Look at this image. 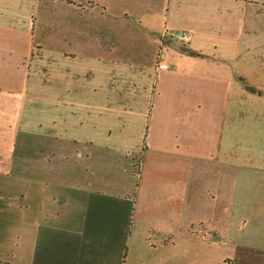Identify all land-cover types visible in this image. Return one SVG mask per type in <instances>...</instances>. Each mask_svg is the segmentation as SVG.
<instances>
[{
    "label": "crops",
    "instance_id": "obj_1",
    "mask_svg": "<svg viewBox=\"0 0 264 264\" xmlns=\"http://www.w3.org/2000/svg\"><path fill=\"white\" fill-rule=\"evenodd\" d=\"M165 168L186 183L156 182L169 244L216 237L228 264H264L240 206L242 175L264 177V0H0V211L38 197L29 254L0 264H119L109 200Z\"/></svg>",
    "mask_w": 264,
    "mask_h": 264
},
{
    "label": "rangeland",
    "instance_id": "obj_2",
    "mask_svg": "<svg viewBox=\"0 0 264 264\" xmlns=\"http://www.w3.org/2000/svg\"><path fill=\"white\" fill-rule=\"evenodd\" d=\"M31 153L32 155L40 154V151L26 149L24 146L19 148L18 156L23 158ZM140 161L138 159L133 170L134 176L137 178L139 177L137 173L140 171ZM128 172L131 173L130 170ZM180 174L165 168L158 178L152 177L153 179L150 180L152 189L145 188L146 186L139 180L133 184L132 189L129 188L128 202H116L115 198L109 200L110 204L114 206V211L111 222L108 218L105 222V234L109 235L111 232L113 238L118 240L119 247H124L123 261L119 264H228L226 256L232 255L231 253L235 250L234 245L224 244L216 237L201 238L198 236L195 238L193 236L191 239H182L175 244H169L167 231L170 229V217L164 206L169 203L175 205L176 199L173 196L165 195V190L157 188L156 182L164 180L167 191H171L170 186L180 190L179 184H182V189L186 184L182 176H177ZM252 178L249 181L242 175L240 206L242 220H246V226L241 228V240H247L250 231L252 233L256 230L255 226L264 223V177L253 176ZM139 179H142V175ZM198 181L194 187L202 185L203 181ZM217 184H219V188L230 190L236 187L233 177L227 178V176ZM30 187L26 183L24 188L31 192ZM207 187H211L209 182ZM135 188L136 192L134 193ZM137 188L140 190V196ZM213 188L216 190L217 186ZM220 197L222 199L224 196L220 194ZM37 198V193H27L23 199L22 197L17 198L15 193H11L9 198L3 201L5 204H10L12 208L6 212L0 211V257L8 254H11L10 257L12 255L14 257V254H21V259H23L25 250L29 254L30 228L36 214L34 208L38 209ZM105 198L100 194L94 195V200ZM212 204H214L213 201L207 205L211 206ZM28 205H32L33 209H30ZM5 216L12 219L5 220ZM200 216L201 214L197 213L195 220L200 221ZM110 226L111 228H109ZM196 232L201 234L199 229ZM261 238L264 240V236ZM113 254L116 252L114 251ZM12 261L16 260L12 259Z\"/></svg>",
    "mask_w": 264,
    "mask_h": 264
},
{
    "label": "built area",
    "instance_id": "obj_3",
    "mask_svg": "<svg viewBox=\"0 0 264 264\" xmlns=\"http://www.w3.org/2000/svg\"><path fill=\"white\" fill-rule=\"evenodd\" d=\"M174 35L180 38L183 42H189L191 40V35L188 32H174Z\"/></svg>",
    "mask_w": 264,
    "mask_h": 264
}]
</instances>
